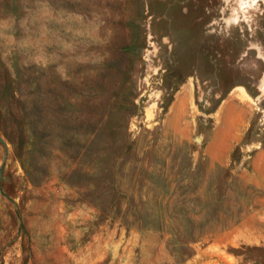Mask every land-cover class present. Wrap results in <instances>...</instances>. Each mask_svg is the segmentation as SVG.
<instances>
[{
  "label": "rangeland",
  "instance_id": "374dc122",
  "mask_svg": "<svg viewBox=\"0 0 264 264\" xmlns=\"http://www.w3.org/2000/svg\"><path fill=\"white\" fill-rule=\"evenodd\" d=\"M0 264H264V0H0Z\"/></svg>",
  "mask_w": 264,
  "mask_h": 264
}]
</instances>
